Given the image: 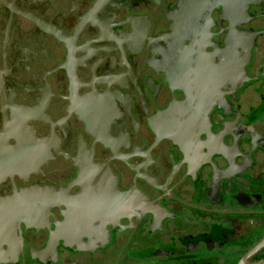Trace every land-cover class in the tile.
<instances>
[{"label": "flooded vegetation", "instance_id": "1", "mask_svg": "<svg viewBox=\"0 0 264 264\" xmlns=\"http://www.w3.org/2000/svg\"><path fill=\"white\" fill-rule=\"evenodd\" d=\"M0 264L264 262V0H0Z\"/></svg>", "mask_w": 264, "mask_h": 264}, {"label": "water", "instance_id": "2", "mask_svg": "<svg viewBox=\"0 0 264 264\" xmlns=\"http://www.w3.org/2000/svg\"><path fill=\"white\" fill-rule=\"evenodd\" d=\"M1 221H3V219H2V217L0 216V222H1ZM0 236H1V234H0ZM0 252H1V242H0ZM262 264H264V262H263Z\"/></svg>", "mask_w": 264, "mask_h": 264}]
</instances>
